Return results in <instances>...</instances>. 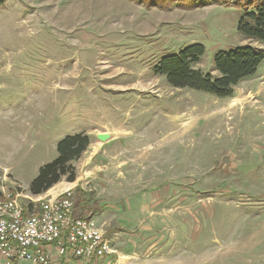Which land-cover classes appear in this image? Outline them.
I'll return each mask as SVG.
<instances>
[{
	"label": "rangeland",
	"instance_id": "obj_1",
	"mask_svg": "<svg viewBox=\"0 0 264 264\" xmlns=\"http://www.w3.org/2000/svg\"><path fill=\"white\" fill-rule=\"evenodd\" d=\"M242 14L217 4L0 0V191L27 204L62 138L117 130L90 161L96 146L72 162L73 182L41 195L80 186L107 204L92 218L131 256L88 264H264V61L232 98L150 74L167 51L194 43L205 52L193 67L214 76L215 53L264 50L238 33ZM147 77L150 92L134 86Z\"/></svg>",
	"mask_w": 264,
	"mask_h": 264
},
{
	"label": "trees",
	"instance_id": "obj_2",
	"mask_svg": "<svg viewBox=\"0 0 264 264\" xmlns=\"http://www.w3.org/2000/svg\"><path fill=\"white\" fill-rule=\"evenodd\" d=\"M145 7L158 6L168 11L173 8L192 10L211 4L236 6L242 10L237 31L244 39L264 44V0H128ZM205 49L202 44H190L178 53L167 51L151 70L155 76H163L173 88H189L207 93L215 98H232L239 82L253 75L264 61V50L246 44L228 51L215 53L212 69L218 76L204 73L193 66L200 62ZM90 145L89 136L76 133L62 138L56 145L57 156L53 161L40 167L38 175L29 185L31 195H42L65 178L73 182L76 178L72 162L77 161ZM76 216L92 217L93 212L102 209L92 192L80 186L73 189ZM115 261V256H111Z\"/></svg>",
	"mask_w": 264,
	"mask_h": 264
},
{
	"label": "built area",
	"instance_id": "obj_3",
	"mask_svg": "<svg viewBox=\"0 0 264 264\" xmlns=\"http://www.w3.org/2000/svg\"><path fill=\"white\" fill-rule=\"evenodd\" d=\"M72 188L51 195L25 196L0 191V260L5 264H52L70 259L85 263L110 259L116 252L104 223L76 216Z\"/></svg>",
	"mask_w": 264,
	"mask_h": 264
},
{
	"label": "crops",
	"instance_id": "obj_4",
	"mask_svg": "<svg viewBox=\"0 0 264 264\" xmlns=\"http://www.w3.org/2000/svg\"><path fill=\"white\" fill-rule=\"evenodd\" d=\"M150 74H152V72H150ZM154 77H157V80H158L157 82H159V79H161V76H154ZM149 80H150L149 77H147L144 81H139L138 82V85H134V86H137V88H139L141 90H147V91H149L148 90L149 87H150V81ZM112 132H115V133L113 134ZM102 134H104V135L107 136L106 139H103V140L99 139V136L102 135ZM88 136H89V139H90V145L88 146V148H90L92 146H96L95 151L92 153V156H90L87 159V161H90L95 156V153L98 152V151H100V149H101V147L103 145H106L108 143H112L113 140L116 139V136H118V131L117 130H110V129H93L92 130V133L88 134ZM88 148L86 149V151L88 150ZM87 175H90V174H87ZM80 177H81V175H80ZM86 192H93V190L86 191ZM96 202H97V205L98 206L104 205L102 207V210L105 209V205H107L106 203H103L102 201L99 202V203H98V201H96ZM75 211H76V209H75ZM101 223H104V222H101ZM115 252L116 253L114 254V256H115L116 259H117V257H119L120 254H121V256H123V255H125V256H131L130 254H127V253L118 252L117 250H115ZM116 259H115V261H116ZM84 263L85 262L78 261V260H74V259H70L68 261L67 260L66 261H60L55 256L52 259V264H84ZM0 264H5V263L2 260H0ZM17 264H31V263H29V262H19ZM85 264H88V263H85Z\"/></svg>",
	"mask_w": 264,
	"mask_h": 264
},
{
	"label": "water",
	"instance_id": "obj_5",
	"mask_svg": "<svg viewBox=\"0 0 264 264\" xmlns=\"http://www.w3.org/2000/svg\"><path fill=\"white\" fill-rule=\"evenodd\" d=\"M106 137H107L106 135L102 134L99 136V139L103 140V139H106Z\"/></svg>",
	"mask_w": 264,
	"mask_h": 264
}]
</instances>
